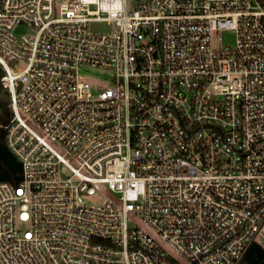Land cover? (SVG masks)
I'll use <instances>...</instances> for the list:
<instances>
[{"label":"built area","instance_id":"2783aa9c","mask_svg":"<svg viewBox=\"0 0 264 264\" xmlns=\"http://www.w3.org/2000/svg\"><path fill=\"white\" fill-rule=\"evenodd\" d=\"M0 66V264H247L264 0H0Z\"/></svg>","mask_w":264,"mask_h":264},{"label":"trees","instance_id":"16d2710c","mask_svg":"<svg viewBox=\"0 0 264 264\" xmlns=\"http://www.w3.org/2000/svg\"><path fill=\"white\" fill-rule=\"evenodd\" d=\"M3 69L0 66V182L19 184L22 168L19 160L11 153L6 143V126L12 119L9 105V94L1 85ZM244 260L247 264H264V249L253 244L247 251Z\"/></svg>","mask_w":264,"mask_h":264},{"label":"rangeland","instance_id":"374dc122","mask_svg":"<svg viewBox=\"0 0 264 264\" xmlns=\"http://www.w3.org/2000/svg\"><path fill=\"white\" fill-rule=\"evenodd\" d=\"M30 32H31L30 30H27V29H25V28H19V29L17 30V34H20V35L28 34V33H30ZM104 199H105V197H102L101 199H99V202H101V201L104 200ZM263 234H264V233H263ZM257 243H259L261 246L264 247V237L259 236V237L257 238Z\"/></svg>","mask_w":264,"mask_h":264}]
</instances>
